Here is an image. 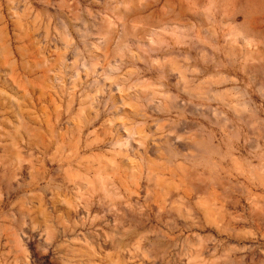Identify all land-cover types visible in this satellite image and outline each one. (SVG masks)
<instances>
[{"label":"rangeland","instance_id":"rangeland-1","mask_svg":"<svg viewBox=\"0 0 264 264\" xmlns=\"http://www.w3.org/2000/svg\"><path fill=\"white\" fill-rule=\"evenodd\" d=\"M0 264H264V0H0Z\"/></svg>","mask_w":264,"mask_h":264}]
</instances>
